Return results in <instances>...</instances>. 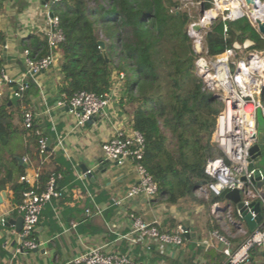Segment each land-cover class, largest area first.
Returning <instances> with one entry per match:
<instances>
[{
    "label": "trees",
    "instance_id": "16d2710c",
    "mask_svg": "<svg viewBox=\"0 0 264 264\" xmlns=\"http://www.w3.org/2000/svg\"><path fill=\"white\" fill-rule=\"evenodd\" d=\"M182 5L180 0H58L50 4L49 13L58 19L62 42L50 48L46 36L33 35L24 49L33 60L51 52L59 54L57 92L66 103L79 91L110 93L113 76L125 73L124 95L116 103L131 109L132 128L143 136L141 164L157 185L155 197L169 205L185 201L210 207L225 200L211 194L207 200L199 199L197 193L209 181L204 173L207 160L223 157L211 140L223 104L214 92L205 89L195 73L199 54L193 49L187 27L196 18ZM200 6L201 11L208 10L210 0ZM223 25L220 19L213 21L204 35L207 57L248 41L250 49L264 42L245 18L226 23V33ZM3 40L0 33V45ZM11 88L16 90L17 85ZM36 93L37 87L30 79L20 97L9 93L2 98L0 144L20 157L11 141L22 136L28 152L40 161L36 131L44 137L45 132L36 121L32 129L23 126V114ZM48 154L53 169L40 171L37 188L43 190L54 173L60 175L56 185L60 191L71 180V170L61 157L50 156V148ZM23 172L24 167L17 161L15 173H11L0 160V191L10 185L16 205L29 188L14 180V174L20 177ZM233 214L236 216L234 211ZM257 250L251 249L250 261Z\"/></svg>",
    "mask_w": 264,
    "mask_h": 264
},
{
    "label": "crops",
    "instance_id": "0c3cea01",
    "mask_svg": "<svg viewBox=\"0 0 264 264\" xmlns=\"http://www.w3.org/2000/svg\"><path fill=\"white\" fill-rule=\"evenodd\" d=\"M46 3L0 0V33L4 35L0 45V73L5 71L16 84L30 80L22 52L31 36H45L50 15L44 7ZM54 60L49 70L31 79L37 93L30 98L26 111L34 115L45 132L50 156L61 157L65 167L71 170V180L61 187L59 198L44 206L35 233L39 246L32 251H18L20 231L16 224L21 214L16 209L10 185L1 189L0 193L6 194L4 205L12 210L3 215L7 225L0 223V264H71L72 259L91 249L119 253L139 264H225L224 246L214 234L225 237L235 252L252 233L243 220L234 216L233 205L228 201L217 203L219 209L212 214L213 204L206 207L182 201L169 205L156 197L148 201L142 196L124 199L129 187L138 182L135 168L130 161L122 165L106 162L101 146L116 130H129L131 109L113 101L92 121L78 126L77 119L58 104L61 102L57 92L58 53H54ZM3 92L6 97L8 88L4 87ZM11 143L20 157L0 144V160L11 173H15L17 161V165L24 167L21 176L34 183V173L53 169L49 159L34 160L22 136ZM23 157L28 159L27 163L22 162ZM87 169L92 174L88 180H82L80 175ZM20 177L14 174V180L21 183ZM197 197L207 200L208 196L197 193ZM118 199H123L121 205L115 204ZM131 216L153 223L167 233H174L181 225L189 229L190 239L184 238L181 246H175L141 237L132 232ZM248 264H264L262 248H258Z\"/></svg>",
    "mask_w": 264,
    "mask_h": 264
},
{
    "label": "built area",
    "instance_id": "2783aa9c",
    "mask_svg": "<svg viewBox=\"0 0 264 264\" xmlns=\"http://www.w3.org/2000/svg\"><path fill=\"white\" fill-rule=\"evenodd\" d=\"M58 0H49L44 5L49 12L51 3ZM200 3V2H198ZM211 7L201 11L198 20L192 21L187 27V34L192 39L193 44L199 52V57L195 61L197 75L203 80L205 89L214 92L223 104L221 111L216 118V124L212 133V143L221 151L223 157L210 158L207 160L204 173L209 181L199 190L206 196H219L223 190H238L243 203L248 207L251 203L258 202L261 207L262 219L256 225L250 236L239 247L232 252L225 237L215 233L216 239L224 246L222 253L226 257L225 264L250 263L249 253L252 248H262L264 253V185L257 187L251 182L252 178L256 183L264 182V174L256 168V161L250 155V149L257 142V114L261 113L264 118V51L249 50L250 48H226L225 51L215 57H207L203 51V38L207 30L206 23L214 18L209 15L215 12L216 20L220 19L223 25V32H227L228 22H234L245 18L250 26L257 31L261 40L264 36L258 31L257 21L264 24V0H251L247 4L245 0H210ZM50 14V13H49ZM215 21V20H214ZM200 25L202 30L195 32L194 25ZM212 24V23H211ZM50 48H55L63 40L61 30L58 29V19L49 15L48 26L44 32ZM242 58L239 57V52ZM196 52V51H195ZM196 52V53H197ZM26 74L29 79L46 72L54 65V53L38 60L29 57L28 50L22 52ZM204 60L207 69L198 66L200 60ZM125 74L114 75L111 92L103 95H95L86 91H79L66 102H58L66 107L69 114L77 119L78 126H84L113 101H118L123 93V81ZM15 81L9 77L5 71L0 73V101L4 97L3 88H8L10 95L20 97L27 89L28 81L21 82L17 89L11 88ZM119 86L113 91L114 85ZM34 115L30 111L23 114V126L25 129H32ZM129 130L118 129L113 137L105 141L101 149L106 162L122 165L125 161H130L138 175V182L131 185L126 191L124 199H132L142 196L148 201L157 194V185L152 177L147 173L141 164L144 150L143 136L132 128L129 123ZM38 136V155L42 160L47 159L48 142L36 131ZM22 162L27 163L26 157ZM252 169L249 170V167ZM92 174L91 169L85 170L80 178L88 180ZM39 173H34L35 182L31 183L26 176H21L20 181L27 183L29 188L22 193V200L16 209L23 219L19 232L18 251H32L38 248L36 238V227L44 206L54 198L61 195L56 190L59 174H52L45 183V188L38 191L36 181ZM123 199H118L116 205H121ZM219 209L217 203L211 207L212 214H216ZM249 211V209H248ZM88 212V211H86ZM250 212V211H249ZM252 220L255 214L250 212ZM235 215L239 220H243L242 212L235 207ZM132 232L153 239L161 244H171L181 246L184 243V227L179 225L174 233L160 231L155 224L146 223L141 218L131 216ZM71 264H139L131 258L119 253H104L100 249H91L70 261Z\"/></svg>",
    "mask_w": 264,
    "mask_h": 264
},
{
    "label": "water",
    "instance_id": "95a60500",
    "mask_svg": "<svg viewBox=\"0 0 264 264\" xmlns=\"http://www.w3.org/2000/svg\"><path fill=\"white\" fill-rule=\"evenodd\" d=\"M43 1L47 2L49 0H43ZM245 2L247 4H250L251 0H245ZM212 13L214 15V18L210 19V21L208 23H206L205 29H210L211 23L214 20H216V18H217L216 15H215V12L212 11ZM257 24H258L259 33L264 36V24L259 22V21H257ZM193 29H194L195 32H200L202 30V27L200 25L196 24V25L193 26ZM98 44L101 47L104 46L102 41H100ZM250 46H251V43L248 41V42H245L243 46H240V47H237V48L238 49L241 48V47L242 48H248ZM103 55L106 58V54H105L104 51H103ZM198 66L201 67V68L207 69V65L205 64V61L203 59L199 61ZM216 97H218V96L216 95ZM262 144H264V132H259V133H257V142H256V144L253 145V147L250 149V155L252 156V158L255 159L256 163L262 157V152H261V145ZM48 145H49V143H48ZM251 169H252V166L249 167V170H251ZM251 182L253 184H255L257 187H261L262 185H264V182L256 183V179L255 178H252ZM219 197L221 199H224L225 201H228L230 204L234 205L237 209H239L242 212L243 221L248 225V227H249V229L251 231H253L254 228L256 227V225L261 221L262 214H261L260 204L258 202H254V203H251L248 207H246L245 204L242 201L240 192L238 190H227V189L223 190L220 193ZM5 200H6V194H5V192H1L0 193V223L3 226H6L7 222H8V220L5 217H3V215L6 212L12 210L11 206L4 205V201ZM248 209H249L250 212H253L255 214V218L253 220L251 218V214L248 211ZM22 222H23V219H22V217H20L18 219V221H17V224H16V227L18 228L17 229L18 232L21 230ZM184 230H185L184 238L189 240L190 239L189 229L184 227Z\"/></svg>",
    "mask_w": 264,
    "mask_h": 264
},
{
    "label": "rangeland",
    "instance_id": "374dc122",
    "mask_svg": "<svg viewBox=\"0 0 264 264\" xmlns=\"http://www.w3.org/2000/svg\"><path fill=\"white\" fill-rule=\"evenodd\" d=\"M180 1L183 3L182 9H187L188 12L190 13L191 17H193V18L195 17L196 20H198L200 15H201L200 3H202L203 1H208V0H180ZM198 2H200V3H198ZM253 30L260 38V35L257 33V31L255 29H253ZM192 45H193V49L197 52V50L193 44V41H192ZM249 50L264 51V42L260 44L259 48L253 47L252 49H249ZM243 52L239 51V57L242 58ZM197 53L199 54V52H197ZM195 73H196V71H195ZM196 75H197V73H196ZM119 88H120V85L117 86L115 84L113 87V91H115V89L118 90ZM257 125H258L257 126V133L264 132V118L261 116L260 112H258V114H257ZM261 152H262V157L256 163V168L260 169L261 172L264 174V144L261 145Z\"/></svg>",
    "mask_w": 264,
    "mask_h": 264
},
{
    "label": "bare ground",
    "instance_id": "6f19581e",
    "mask_svg": "<svg viewBox=\"0 0 264 264\" xmlns=\"http://www.w3.org/2000/svg\"><path fill=\"white\" fill-rule=\"evenodd\" d=\"M209 15L211 16V15H213V13L211 12Z\"/></svg>",
    "mask_w": 264,
    "mask_h": 264
}]
</instances>
